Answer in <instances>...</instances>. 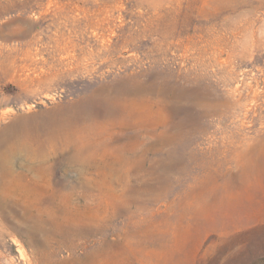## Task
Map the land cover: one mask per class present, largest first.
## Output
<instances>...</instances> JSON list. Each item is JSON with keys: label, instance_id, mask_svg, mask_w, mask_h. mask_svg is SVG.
I'll use <instances>...</instances> for the list:
<instances>
[{"label": "rangeland", "instance_id": "obj_1", "mask_svg": "<svg viewBox=\"0 0 264 264\" xmlns=\"http://www.w3.org/2000/svg\"><path fill=\"white\" fill-rule=\"evenodd\" d=\"M0 264H264V0H0Z\"/></svg>", "mask_w": 264, "mask_h": 264}, {"label": "bare ground", "instance_id": "obj_2", "mask_svg": "<svg viewBox=\"0 0 264 264\" xmlns=\"http://www.w3.org/2000/svg\"><path fill=\"white\" fill-rule=\"evenodd\" d=\"M79 120V119H78ZM88 120V118H87ZM57 126V125H56ZM87 126V125H86ZM179 127V126H178ZM45 131V130H44ZM81 133V132H80ZM47 134V133H46ZM28 135V134H27ZM47 138V137H46ZM42 139V138H40ZM42 142V141H41ZM37 143V142H36ZM40 143V142H39ZM29 145V144H28ZM44 145V144H43ZM22 146V145H21ZM32 146V145H31ZM20 147V146H19ZM49 147V146H48ZM21 149V148H20ZM26 150V148L24 149ZM17 153V152H16ZM21 154V153H20ZM19 155V154H18ZM36 170V169H35ZM13 172V171H12ZM38 172V171H37ZM41 173V172H40ZM19 174V173H18ZM16 177V176H15ZM14 178V177H13ZM11 180V179H10ZM62 184V183H61ZM32 185V184H31ZM60 185V184H59ZM12 186H13V194H19L22 192L23 188L20 189L21 187H19V185L17 184L16 181H12ZM61 188V187H60ZM59 188V189H60ZM30 200V199H29ZM43 201V202H41ZM39 206H38V205ZM17 205V204H16ZM51 207V206H50ZM12 208L14 210L17 209V207L12 206ZM35 209V210H32ZM21 210V209H20ZM31 211V212H30ZM53 211V210H51ZM17 212V211H15ZM48 205H46L45 201L41 198H39L38 196H35L33 201H32V206L31 209L29 211L24 212L23 214V218L27 221L31 222L32 228H33V235H41L44 231H46V223L48 220ZM53 214V213H52ZM22 215V214H21ZM22 219V218H21ZM23 221V220H22ZM24 223V222H23ZM52 226H54L53 230H55V232L58 230L60 232V228L58 226V222L53 219L52 220ZM14 225V224H13Z\"/></svg>", "mask_w": 264, "mask_h": 264}]
</instances>
